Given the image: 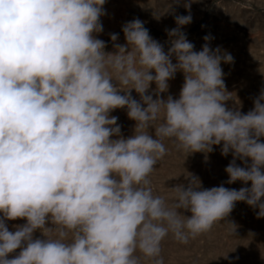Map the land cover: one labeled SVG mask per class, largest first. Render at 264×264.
<instances>
[{"label": "clouds", "instance_id": "1", "mask_svg": "<svg viewBox=\"0 0 264 264\" xmlns=\"http://www.w3.org/2000/svg\"><path fill=\"white\" fill-rule=\"evenodd\" d=\"M105 2L0 0V264H164L169 234L187 244L237 202L264 218V90L247 113L226 107L221 64L234 58L212 49L210 35L194 51L181 30L193 0L167 30V52L138 18L122 26L126 43L110 34L114 51H105L96 35ZM177 71L178 98H163ZM125 108L135 121L128 137L110 115ZM165 139L189 153L222 145L233 157L226 183L250 187L203 188L190 174L155 195L149 177ZM17 219L26 223L10 231Z\"/></svg>", "mask_w": 264, "mask_h": 264}, {"label": "rangeland", "instance_id": "2", "mask_svg": "<svg viewBox=\"0 0 264 264\" xmlns=\"http://www.w3.org/2000/svg\"><path fill=\"white\" fill-rule=\"evenodd\" d=\"M185 2L188 0H179V4L173 0H106L103 5L106 14L100 18L103 32L96 34L97 38L106 42L105 51H114L110 34H118L115 43L124 45L122 26L138 18L167 52L171 46L167 30L177 27L175 16L189 15L183 6ZM171 4L173 10L167 12ZM190 14L192 22L181 30L194 45V51L202 50L206 43L203 38L210 35L212 39L208 43L212 49L219 46L233 56L234 63L221 64L230 97L226 107L247 113L254 107V99L264 90V0H193ZM172 62H176L175 58ZM183 82V73L177 71L175 78L169 81L168 92L161 96L178 98ZM155 87L153 83L149 91ZM132 96L139 100L134 90ZM110 115L118 117L117 123L124 137L133 134L135 121L128 118L126 108L116 109ZM150 132L154 135V129ZM163 143L166 154L149 177L155 195H170L171 187L187 185L186 178L190 174L200 179L203 188L221 184L237 190L250 187V182L248 185L240 181L226 183L225 168L233 157L231 153L221 155L222 145L213 146L214 150L205 154L178 150L171 139H165ZM236 163L244 166L239 159ZM258 211L245 202H237L225 221L216 223L209 232L190 239L187 244L177 242L169 234L161 243L164 264H264V218H257ZM228 222L235 224V231ZM6 223L10 231H15L16 225L26 221L17 219ZM33 235L43 238L39 230ZM19 251L17 249L9 258ZM141 264H150V261L142 258Z\"/></svg>", "mask_w": 264, "mask_h": 264}]
</instances>
